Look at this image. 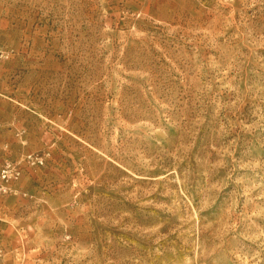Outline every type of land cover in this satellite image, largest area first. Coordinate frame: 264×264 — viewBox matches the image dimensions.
Returning <instances> with one entry per match:
<instances>
[{
	"label": "rangeland",
	"instance_id": "rangeland-1",
	"mask_svg": "<svg viewBox=\"0 0 264 264\" xmlns=\"http://www.w3.org/2000/svg\"><path fill=\"white\" fill-rule=\"evenodd\" d=\"M0 264H264V0H0Z\"/></svg>",
	"mask_w": 264,
	"mask_h": 264
},
{
	"label": "built area",
	"instance_id": "built-area-1",
	"mask_svg": "<svg viewBox=\"0 0 264 264\" xmlns=\"http://www.w3.org/2000/svg\"><path fill=\"white\" fill-rule=\"evenodd\" d=\"M7 169H4L3 173H2V177H5L7 175Z\"/></svg>",
	"mask_w": 264,
	"mask_h": 264
}]
</instances>
